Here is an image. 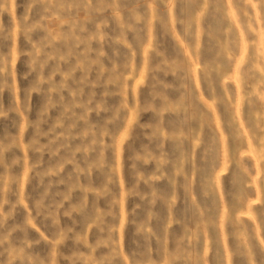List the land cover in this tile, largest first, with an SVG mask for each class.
<instances>
[{"label": "rangeland", "instance_id": "rangeland-1", "mask_svg": "<svg viewBox=\"0 0 264 264\" xmlns=\"http://www.w3.org/2000/svg\"><path fill=\"white\" fill-rule=\"evenodd\" d=\"M0 264H264V0H0Z\"/></svg>", "mask_w": 264, "mask_h": 264}]
</instances>
